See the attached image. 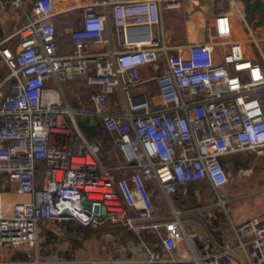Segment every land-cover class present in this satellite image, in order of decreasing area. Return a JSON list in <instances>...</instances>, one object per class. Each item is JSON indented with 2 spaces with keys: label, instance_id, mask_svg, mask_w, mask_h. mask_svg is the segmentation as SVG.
Returning a JSON list of instances; mask_svg holds the SVG:
<instances>
[{
  "label": "built area",
  "instance_id": "obj_1",
  "mask_svg": "<svg viewBox=\"0 0 264 264\" xmlns=\"http://www.w3.org/2000/svg\"><path fill=\"white\" fill-rule=\"evenodd\" d=\"M6 1L23 11V19L0 41L9 69L0 81V248L35 249L41 222L73 217L86 226H129L139 237L144 229L153 230L171 259L163 260L140 238L144 264L176 262L172 252L180 240L187 242L194 264H264L263 221L233 224L221 241L196 237V245L179 211L152 223L150 187L155 183L168 200L179 186L201 180L219 192L229 181L222 157L264 149L260 48L261 61H254L242 43H229L218 64L211 34L175 52L157 32L164 0H99L82 6L79 25L70 33L72 48L62 53L51 0L31 8L26 0ZM232 2L250 30L242 8ZM11 38L15 42L4 46ZM160 62L161 71L143 76V66ZM78 78L93 88L92 110L75 109L64 99L63 83ZM147 82H154L157 102L137 91ZM117 93L123 110L109 111ZM87 116L100 120L123 152L117 165L103 164L100 144L78 125ZM120 170L128 174L115 176ZM12 185L28 199L9 207L5 194ZM83 198L105 214L82 207ZM64 209L71 215L60 216Z\"/></svg>",
  "mask_w": 264,
  "mask_h": 264
},
{
  "label": "crops",
  "instance_id": "obj_2",
  "mask_svg": "<svg viewBox=\"0 0 264 264\" xmlns=\"http://www.w3.org/2000/svg\"><path fill=\"white\" fill-rule=\"evenodd\" d=\"M38 1L26 0V8H31ZM51 1L57 12L54 19L61 52L68 53L72 48L70 33L79 25L82 6L99 0ZM236 2L245 13L250 30L232 0H164L162 2L161 22L157 32L159 34L163 32L165 41L169 45L174 46L175 52L179 48L183 51L185 47L191 44L205 42L211 34H214V59L218 64L223 62L228 44L232 42L242 43L244 54L247 58L261 61V54L258 48L264 54V0H236ZM22 12L20 9L11 7L6 0H0V41L15 33L23 19ZM14 42L15 39L11 38L3 45L6 46L8 43L12 44ZM0 62L6 66L1 57ZM161 67H163V62L143 66L141 71L145 78H149L154 73L161 71ZM148 83L150 82L146 84ZM48 85L53 84L48 83ZM153 86L154 90H150L152 88L149 86V88L140 86L137 91L147 92L157 102L159 97L155 84ZM62 87L64 91V86L62 85ZM83 87L84 91L88 93L93 90L92 87L86 86L85 83H83ZM111 99L113 100L111 101ZM122 99L120 93L111 96L108 110L112 112L122 111ZM90 103L92 104L91 101ZM82 108L92 110L94 106L92 104L91 107H85L83 104L78 109ZM91 117L87 116L80 119L90 122ZM97 122V133L92 140L97 141L101 146L100 157L103 164L113 167L123 159V152L115 146L101 121L97 119ZM222 160L225 162L224 167H232L235 171H239L244 179V185L247 187L246 191H231L233 186L228 181L226 187L217 192L208 180H201L179 186L178 190L168 200L169 198L155 183L150 184L153 189V200L156 210V217L152 220V223L171 219L173 218V211H179L185 230L193 234V242L197 245L196 237L199 236L216 238L221 241L222 238L233 231V224L239 225L251 219L264 222V149L256 150V152L241 151L231 153L222 157ZM113 172L117 177L128 174V170ZM10 189L5 194L7 206L10 207L16 201L28 199V196L17 193L13 185ZM222 198L223 200H221ZM203 199H207V201L201 202ZM69 219H64V221ZM74 219L77 220L76 218ZM43 223L49 222L43 221L40 225ZM101 226L113 238L111 241L113 247L107 251V254L105 253L106 256L104 258H97V252L92 251L87 260L81 256L80 248L72 249L74 253H71V250L68 249H63V252L59 253L58 250L51 248L46 256L40 258L37 255L36 259L26 261L22 258L26 257L25 255L28 254L29 250H16L13 254L20 252L21 257L9 262L5 261L4 264H144L146 250L143 245L141 246L140 238L133 228L111 222ZM101 226L90 225L89 227ZM83 230H89V228H84ZM145 230L152 233V237L155 234L158 238L156 242L154 241V244H147L149 249L159 252L163 260H170L171 256L164 248L159 236L151 229ZM161 232H165L164 226L161 227ZM90 241V243L93 242V240ZM157 242L160 243L158 244ZM182 246L187 248L186 253L180 252ZM10 248V246H3L0 248V253L8 254ZM172 254L176 262L157 261L152 264H194V262L189 261L192 253L185 240L179 241L178 247L173 250Z\"/></svg>",
  "mask_w": 264,
  "mask_h": 264
},
{
  "label": "rangeland",
  "instance_id": "obj_3",
  "mask_svg": "<svg viewBox=\"0 0 264 264\" xmlns=\"http://www.w3.org/2000/svg\"><path fill=\"white\" fill-rule=\"evenodd\" d=\"M254 45V44H253ZM251 47V46H250ZM254 49V47H252ZM255 51V50H254ZM1 65L4 67V72H8L7 66H4L2 63ZM84 80L82 78L75 79V80H70L67 82L63 83L64 86V99L67 100L71 106L75 109H78L79 107H82L83 104L85 107H91L92 104L89 101L88 98V92L84 91L83 87ZM153 82H150L148 84L143 85L142 87H151L154 90ZM148 87V88H149ZM263 97V96H262ZM113 99H111L112 101ZM121 102V100H120ZM123 104V99L122 102ZM101 129L104 131L103 127L101 126ZM258 151V150H257ZM252 152V151H249ZM256 152V150H255ZM226 171L230 177V184L233 186L231 191H246L247 187L244 185V179L240 175L239 171H235L232 167H226ZM207 189V188H206ZM207 199L201 200V202H206ZM230 208V207H229ZM225 214H227L225 212ZM84 227L81 223L78 222V220H75L73 217L69 220H55L53 222L49 223H43L39 227V237H38V243L37 247L35 249H30L27 256L31 258V261L33 259H36V256L38 255L40 258L44 257L49 253L51 248H54L55 250H58L59 253H62L63 249H68L71 250V253H74L72 249H78L80 248V254L83 256L85 259L88 260L89 254L92 251L97 252L98 257L104 258L106 256L107 251L113 247L111 244L112 242V237L107 234L108 231L104 230V227ZM106 226V225H105ZM89 228L87 232H84L83 229ZM53 232L54 236H52V240L48 239V233ZM139 238H144L143 233L140 234ZM68 239V240H67ZM93 240L92 243H90ZM158 238L155 236L152 237V241L156 242ZM139 242L141 240L139 239ZM148 244V243H147ZM142 246V242H141ZM9 248V247H8ZM14 250V251H13ZM16 249H11L9 250L8 254L0 253V264H4L5 261L9 262L10 260H14L16 258H19L21 255L19 252H15ZM69 252V251H66ZM182 253L187 252V248L185 246H182V249L180 250ZM106 253V254H105ZM4 254V255H2ZM94 255V254H93ZM187 258V257H185ZM185 264H190V263H185Z\"/></svg>",
  "mask_w": 264,
  "mask_h": 264
},
{
  "label": "water",
  "instance_id": "obj_4",
  "mask_svg": "<svg viewBox=\"0 0 264 264\" xmlns=\"http://www.w3.org/2000/svg\"><path fill=\"white\" fill-rule=\"evenodd\" d=\"M97 119L95 117H91L90 122H86L82 119H78V125L80 126V128L85 132L86 136L89 139H92L96 133H97ZM81 206L84 208H87L89 210H93L95 213L99 214H105V210L104 208H101L98 204H93L89 201H87L85 198H83L80 202ZM60 216H65L68 217L71 214L67 211V210H61L59 212Z\"/></svg>",
  "mask_w": 264,
  "mask_h": 264
},
{
  "label": "trees",
  "instance_id": "obj_5",
  "mask_svg": "<svg viewBox=\"0 0 264 264\" xmlns=\"http://www.w3.org/2000/svg\"><path fill=\"white\" fill-rule=\"evenodd\" d=\"M8 72H9V70H8ZM7 72V73H8ZM7 73H5L4 72V67L1 65V62H0V81L7 75ZM221 162L223 163V165L225 164V162H224V160H222L221 159ZM84 232H87L88 230H83ZM143 234H144V238H145V241L147 242V243H149L150 245H152V244H154V242L152 241V233H150V232H148L147 230H143ZM52 236H54V234L53 233H51V232H49L48 233V239L49 240H52ZM158 244L160 243V242H157ZM160 247V246H159ZM20 253V252H19ZM20 255H21V253H20ZM29 255V254H28ZM26 257H23L22 259H25L26 261H30L31 260V258H29L28 256H27V254L25 255ZM21 257V256H20ZM19 257V258H20ZM19 258H16V259H19Z\"/></svg>",
  "mask_w": 264,
  "mask_h": 264
}]
</instances>
